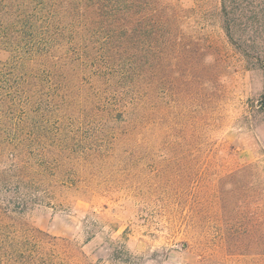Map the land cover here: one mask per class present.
I'll use <instances>...</instances> for the list:
<instances>
[{
    "label": "rangeland",
    "instance_id": "374dc122",
    "mask_svg": "<svg viewBox=\"0 0 264 264\" xmlns=\"http://www.w3.org/2000/svg\"><path fill=\"white\" fill-rule=\"evenodd\" d=\"M161 2L148 53L89 9L43 32L44 10L0 5V208L31 197L3 223L48 264H264V0L233 4L230 41L220 0Z\"/></svg>",
    "mask_w": 264,
    "mask_h": 264
},
{
    "label": "trees",
    "instance_id": "16d2710c",
    "mask_svg": "<svg viewBox=\"0 0 264 264\" xmlns=\"http://www.w3.org/2000/svg\"><path fill=\"white\" fill-rule=\"evenodd\" d=\"M220 1L223 31L230 41L232 39L233 22L230 9L239 0ZM4 3L12 5V7L18 3L28 7L31 6L34 9L33 12L35 9L44 10V13H46L44 20L47 22L42 28L43 32L56 22L55 18L63 21L62 16H64L70 20V24H73V20L76 16H79L80 10L89 9L92 19L90 17L88 27L92 26L98 34L106 31L107 36L105 38L118 44L113 47L110 44V48L115 49L117 47L119 51L124 49L126 52L132 50L136 53L140 49L139 44H141L144 53H148L153 46L164 52L166 39L171 34L170 22L168 21V14H166L167 7L163 6L161 0H0V5H4ZM11 11L16 12V9L12 8ZM4 13L0 12V22L5 25L6 33L11 34L13 25L9 24L7 15ZM19 18L21 22L26 20V29L30 31L27 36L32 38L34 31L33 25L29 23L30 19H25L24 16ZM21 49L20 45H15V52L18 53ZM131 54L125 55L130 64L134 62L135 57H138L136 54ZM14 81H16L14 78L7 79L6 83L11 82L10 84L13 85ZM18 88L17 83L11 87V93H17ZM1 189L8 194L14 191L15 194L18 193L20 196L17 194L15 199L10 197L8 199L9 205L1 199V203L5 206L0 208V264H48L47 255L45 257L43 254L32 250L34 249L32 247L33 243H38L37 245L41 243L42 239L37 237V235L42 234L41 232L27 229L23 234H20L18 231H12L8 223H3L4 220L13 221L12 213L17 214L14 211L15 205L18 207L19 212L23 211L27 206L24 202L27 201L28 197H31L21 192L18 186L8 191H5L3 187Z\"/></svg>",
    "mask_w": 264,
    "mask_h": 264
}]
</instances>
